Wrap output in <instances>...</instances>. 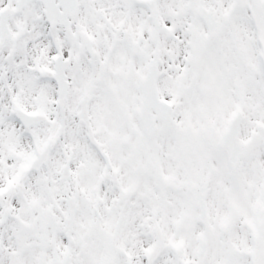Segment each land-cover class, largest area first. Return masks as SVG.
<instances>
[{"label":"snow or ice","instance_id":"6c2138e0","mask_svg":"<svg viewBox=\"0 0 264 264\" xmlns=\"http://www.w3.org/2000/svg\"><path fill=\"white\" fill-rule=\"evenodd\" d=\"M0 264H264V0H0Z\"/></svg>","mask_w":264,"mask_h":264}]
</instances>
